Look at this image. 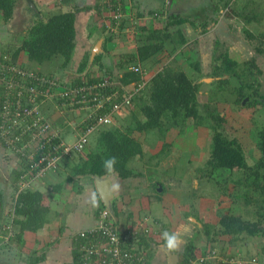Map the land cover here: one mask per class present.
I'll list each match as a JSON object with an SVG mask.
<instances>
[{
	"label": "trees",
	"instance_id": "obj_1",
	"mask_svg": "<svg viewBox=\"0 0 264 264\" xmlns=\"http://www.w3.org/2000/svg\"><path fill=\"white\" fill-rule=\"evenodd\" d=\"M121 1L122 6L125 7L127 3ZM189 1L192 5L193 2L197 4L196 0ZM246 1L249 3L254 0ZM17 2L18 0H0V26L8 23L12 18ZM195 7L193 6V8ZM94 8L96 9L95 12L100 13L99 18H107L105 8L100 0ZM212 8L215 16L219 15L220 10H225L224 17L241 19L243 23L252 21L251 18H262L259 9L256 13L252 10L247 13L248 10L246 11L247 7L244 6V2L239 4L238 0H216ZM87 9L86 6H76L73 9L46 15V17L40 14L41 17L35 18L27 26L24 36L21 37L20 45L14 46L13 50L8 48L6 53L2 52L0 56L7 54L13 61H16L19 52L25 51L29 60L42 63L57 58L60 59L59 69L67 68L72 61L76 45V14ZM123 11L125 12V10ZM197 12L199 13L195 14L194 17H190V14L182 16L180 12H167L164 2L158 8L146 12L152 17L150 27L136 23L144 16V13H135V19L132 23L128 21L127 17L121 19L118 31L120 34L117 32L118 37H123L126 34L125 26L134 27L133 33L127 36L129 39H133L134 48L130 52L120 54L119 61L114 62L113 68L107 66V74L126 85L138 82L140 79V74L131 70L130 66L140 65L145 72H150L152 75L143 89L133 96L132 107L125 116L118 120L114 118L113 124L104 125L105 128L104 126L100 127L94 132L95 135H92L94 137L93 144L91 147L88 144L87 147L89 148L86 147L82 151L83 153L88 149L86 154L76 153L79 154L77 160L73 158L72 167H68L69 171L66 169L69 174L65 176V180L68 182L72 181L73 176H82L86 177V180H90V184H93L94 176H108L112 172H116L121 178L142 175L141 170H138L139 167L133 163L142 160L144 162L142 165H145L154 158L158 160L164 158L169 149V143L165 140L168 131L177 129L182 133L187 125L207 128L211 134L209 157L203 165L197 167L198 176L210 181L214 180L217 183L223 179L224 188L231 180L234 187H232L230 195L234 202L242 199L244 205L252 206L253 210L249 217H243L240 213L233 212L221 214L217 225L202 222L206 240H210L212 244H208L207 247L199 251L194 240L190 238V241L185 243L182 252L179 254L180 259L177 264H198V256L201 254L205 257V254L211 250H215L223 256L233 257L235 254L229 251V244L233 245L237 240L247 242L252 237L264 235V125L258 127L255 134V146L259 151V156L250 164L239 140L236 137H229L225 132V117L221 115L215 104L216 102L229 101L240 103L245 97H248L249 100L246 105L259 104L264 109V92L259 90L257 79L261 69L256 64L255 57L238 61L230 56L227 49L221 47L222 44L219 46L217 41V47L213 49L210 57L214 59L210 72V76L214 80L210 83L208 101L205 103H200L198 100L202 81H196V74H200V62L198 60L192 61L189 53L184 57L188 63L186 66L177 63L176 59L172 58L162 64L161 68L155 69V66L162 61L160 54L166 52L170 55L182 48H188L189 52L195 49L196 41L187 39L183 27L185 24H189L193 28H200L202 33L207 31L208 15L200 11ZM200 13L201 17L198 16ZM157 22H159L158 25H156ZM107 26L105 24L103 28L108 30ZM242 29L247 39L257 40L260 43L264 41V34L255 35L249 29L244 28V25ZM112 38L110 33L106 40ZM256 52H263V49L256 47ZM100 57V54L96 55L92 60L93 63L99 61ZM88 61L89 55L85 54L77 64L75 73H82L88 65ZM86 74L84 78L87 80L98 79L91 76L90 72ZM80 79H75L74 82H79ZM224 94L233 96V100L232 98H225ZM135 132L154 136L157 143H161V148L146 156L147 152L143 148V142L134 135ZM113 157H115L116 162L109 169L104 162ZM144 158L146 159L144 160ZM59 169L60 166L57 171ZM236 170L239 173L242 171L243 177L239 175L231 179L233 171ZM52 173H56V171ZM19 174L20 172L16 168L11 169L13 190ZM225 174L230 177L229 180L224 179ZM6 181L5 177L0 179V205L2 209L6 206L3 220L0 222V242L7 246L17 243L21 248L24 243L25 232H35L49 223L50 198L39 189L34 188L20 191L15 198L11 193V199L8 202L5 193ZM82 188V184H78L74 190L80 192ZM50 189L53 195L60 193L63 190L62 183H56ZM95 202L99 204L97 208L99 210L95 214L96 219L99 220V215L105 206L101 201L95 200L93 203ZM59 203L61 205V202ZM12 207H14L13 217H11ZM112 209L116 215L119 213L115 205ZM111 215L112 213L106 220L110 222L109 224L118 237V246L121 250L130 253V257L123 258V262L128 264L131 260L137 261L141 255L146 258L148 247L155 242L153 232L141 229L140 226L135 227L136 229L133 228V230L131 227L120 228L118 221H114L113 215ZM10 218H12L11 222L9 221ZM8 223L11 225L10 229L7 228ZM137 229L140 231L138 232ZM216 236H225L227 246L220 245L218 239H215ZM98 239L105 247L111 248L113 246L112 243L109 244V239L102 237L101 234L74 238L72 241L74 263L120 264L111 252L85 253L88 252L86 249L80 250L81 244L91 247L95 245V241ZM215 240L218 243H213ZM88 255L90 258L85 259V256ZM45 256L46 254L43 252L34 255L32 259L34 262H40L45 260ZM145 258L144 264L147 260ZM252 258L256 259L257 264H260L256 255L246 259ZM133 263L135 264V262ZM202 264H213V262L206 260ZM218 264L230 263L221 261Z\"/></svg>",
	"mask_w": 264,
	"mask_h": 264
},
{
	"label": "rangeland",
	"instance_id": "obj_2",
	"mask_svg": "<svg viewBox=\"0 0 264 264\" xmlns=\"http://www.w3.org/2000/svg\"><path fill=\"white\" fill-rule=\"evenodd\" d=\"M22 1L23 0H19L18 5H16L17 9L14 12L16 16H14L15 19L12 20L11 18L8 23L1 24L0 26V53H6L8 48L13 50L14 46H19L21 37L24 36L27 26H29V24H31L35 18L37 19L41 17L40 13L37 12V9L41 8L40 5H42L43 0H37L39 5L36 1L33 2L35 9L28 7V5L24 4V1ZM177 1H179V3H177L173 9L175 12L180 11L182 16H187L190 14V17H194L195 14L199 13L197 11L208 15L209 20L206 27L207 32L201 33V30L198 28L194 29L190 25H187L186 27L184 26L187 36L191 39L197 40L195 49L190 50L189 52L188 48H182L170 55L166 52L160 54L159 56L162 58V61L155 66V69H157V67L161 68L162 64L170 61L172 58L176 59L177 63H181L182 65L186 66L188 63H186L184 57L189 53L191 55L192 61L198 60L200 62V74H196V81H202L200 91L198 93V100L200 103H205L208 101V90L211 86L210 83H212L214 80V78L210 76V72L212 71V62L214 59L210 57L212 55L213 49L217 47L216 43L218 41L219 46L222 44L221 47H224L225 50L227 49L230 56L234 59H237L238 61L255 57L256 64L261 69V72L257 75L259 83L258 87L260 91L264 92V42L260 43L256 40H251L252 42H249L242 29L244 25L243 21L237 18L224 17L223 14L225 10H220L219 15L215 16L212 6L216 3V0H197V4L195 3V8H193V5L189 0ZM238 2L239 4H242L244 0H238ZM245 3L251 7L248 8L247 6V13H249V10H252L254 13L258 12V9L259 11L264 10V0H254L249 3L248 1H245ZM189 8L191 9L187 10ZM47 9H49L48 6L43 8L44 17H46V15L48 16L49 14H52L45 12ZM141 10L148 11L147 8H141ZM145 11L142 12L144 13V16L142 17L143 19L141 18L142 21L139 20L136 23L150 27L152 20L148 21V19H152V17L146 14ZM198 16L201 17V13ZM213 19H216L217 22ZM108 22L109 21H107V23ZM213 22L216 23L214 24ZM158 23L159 22H157L156 25H158ZM132 28L134 30V27ZM193 30L195 32H192ZM132 33V31L126 32L125 36L131 35ZM256 47L262 48L263 52H256ZM21 58L23 60V64L35 70L40 69L42 72L46 73L52 72V74L58 76H60V73H62L65 75L64 78H67V76L71 77L73 75L71 78H69V80L75 79V64L72 66V69L69 68L66 72H64L63 69H59L60 59L57 58L43 61L42 63L29 60L27 57H24V55ZM150 74L151 73L149 72V75ZM254 85L257 86L255 83ZM224 95L225 98H232V100L234 98L229 94ZM248 100L249 98L247 97L244 103H242V101L240 103L229 101L216 102L215 104L218 107L221 115L225 117V132L229 137H236L239 140L243 146L245 155L247 156V161L252 164L255 161V158L259 156V151L255 146V134L257 132V128H260L264 125V109L259 104L246 105ZM45 112L51 118V113L49 111ZM118 119L121 118L116 117V120ZM94 135L95 133L93 136ZM134 135L140 139V141H144V148L147 152L146 156L155 153V151L157 152L161 148V143H157L154 136L148 134H145V136L143 133L138 132H135ZM93 136L90 137L88 142L90 145L89 147H91L93 144ZM74 137L75 135L73 132L65 135L67 141H72ZM165 140L167 143H169V149L164 158L161 160H158L157 158L150 160V163L146 164L147 167L142 165L144 163L142 160L136 161L135 164V166L137 164L138 166H141L138 170H141L143 176H150V178L153 179L152 182H163L164 185L167 186H164L165 189L162 191V201L156 205V207H159L162 210L155 209L153 214L158 215L163 220L166 219V217H169L170 214H173L174 219L179 218V216H183L180 217V219L182 222L184 221V224H186V221H188L186 218L187 216L183 215L182 211L185 208L191 209L192 214L197 216L196 219L198 220L196 221L199 223L197 224V228H195L190 234L192 237L187 236L192 231V225L186 224L182 228L178 221L176 222L177 224H174L182 229L183 234L181 237L182 241L184 240L185 243L190 241V238H192L194 241L197 240L196 242L200 243L201 245L207 244L208 246V244L212 243L210 240H206L203 227L201 225L202 222H208L212 225H217L221 214L231 212L237 214L240 213L243 217H249L252 213L253 207L248 205L245 206L242 199L234 202L233 197L230 195L232 192V187H234L231 180L228 182L226 188H224L223 186L225 185L223 179L220 180V183H217L214 180L210 181L207 178H201L198 176L199 172L197 171V167L199 168L201 165H203L205 160L209 157L211 134L207 128H199L197 126L194 127L192 125H187L182 133H180L177 129H171L167 132ZM87 150L81 154H86ZM78 155L79 154L76 153L72 154L70 159L72 160L74 158L77 160ZM145 159L146 158H144V160ZM71 160L69 164L72 165L73 161ZM6 161L8 162V158H6ZM10 165L7 164L6 167L0 169V179H4V177L7 176L9 177L11 184L12 180L10 176ZM232 174L233 177L231 179H234L239 175L243 177L244 175L242 171L239 173L237 170L233 171ZM48 176L50 177L51 175ZM223 177L224 179L226 178L225 180L230 179V177L226 174ZM74 178L76 179L77 177L74 176ZM81 178L83 179L82 183L90 184V180H86V177ZM116 181H114V184L112 183V189L116 193H119L125 185L129 186L131 184L129 178L120 184ZM133 181H135V179ZM139 181L140 187H143L142 183L144 178H137L136 182ZM7 184L8 182L6 181L5 190L8 191L7 193L9 194V190L11 191L12 187ZM131 185L130 187H132ZM62 186L68 191L71 188L70 183L66 181L63 182ZM235 187L238 188V186ZM152 189H154V187ZM8 194H6V200L8 198ZM69 195L73 197L74 193H69ZM127 196L128 194L123 195L121 200L114 203L116 208L122 207V200L126 199ZM132 196L133 195L131 194V197ZM10 199L11 197L9 198L8 202ZM141 199H143V197H141ZM130 201V204L127 205V209L133 211L134 209H148V204L146 203L147 199H143L141 201L138 198H133V200ZM49 216L50 225L54 227L59 222V214H56L55 211L51 210ZM151 221H153V219ZM146 222L147 221L144 220L143 222L138 221L140 224ZM149 224L147 223L148 226ZM49 235H52V233H47V236ZM224 238L226 237H215V239H218L220 245H224L226 247L227 242ZM213 243L216 244L218 242L215 240ZM12 244L13 245H10L9 247L6 244L3 246L1 245L2 247L0 246V264L21 263V255H23V252L18 246H16V243ZM229 246V251L235 255L237 254L243 259L256 255L260 264H264V235L252 237L247 242L245 240H237L235 244H229ZM179 249H181V247Z\"/></svg>",
	"mask_w": 264,
	"mask_h": 264
},
{
	"label": "built area",
	"instance_id": "obj_3",
	"mask_svg": "<svg viewBox=\"0 0 264 264\" xmlns=\"http://www.w3.org/2000/svg\"><path fill=\"white\" fill-rule=\"evenodd\" d=\"M123 1L128 4L131 0ZM101 4L105 8L106 20L109 21L106 24L111 33L119 31L123 17H127L130 23L135 19V13L122 6L121 0H101ZM124 30L133 32L130 26H125ZM130 69L139 73L140 79L129 85L110 76L87 80L84 74L79 73L74 78L81 79L74 82L75 79L69 80L22 65L7 54L0 56V145L11 167L20 172L16 178L14 198L22 190L34 189L37 181L57 171L63 159L82 153L97 129L113 124L114 118H122L128 113L133 96L143 89L150 78L140 65L130 66ZM45 111L51 113V118ZM53 114L62 117L63 124L57 123ZM71 132L75 137L67 141L65 135ZM99 216L96 226L77 231L74 238L101 234L113 246L105 247L98 239L91 247L81 244L80 250L86 249L88 252L85 253L108 251L120 264H126L123 258L130 257V253L118 246V237L106 220L108 211H101ZM7 228H11L9 223ZM143 228L147 231L146 227ZM89 258V255L85 256V259ZM144 258L141 255L137 261H131L144 264ZM197 260L198 264L206 260L213 264L221 261L257 264L254 258L247 260L237 254L227 257L215 250L206 253L205 257L200 254ZM131 261L128 264H134Z\"/></svg>",
	"mask_w": 264,
	"mask_h": 264
},
{
	"label": "crops",
	"instance_id": "obj_4",
	"mask_svg": "<svg viewBox=\"0 0 264 264\" xmlns=\"http://www.w3.org/2000/svg\"><path fill=\"white\" fill-rule=\"evenodd\" d=\"M23 1H24V4L28 5L26 0H23ZM34 1L37 2V0H33V2ZM98 1L99 0H43L42 5H40L42 9L41 8L37 9V11L42 15L43 8L47 6L49 9H47L45 12L52 13V14L56 12H63L68 9H73L76 6L77 7H84V6L88 7L87 10L79 11L76 14V23H75L76 45H75L74 53L72 56V61L70 62L67 68L63 69L64 72H66L69 68L72 69V66L74 64H75L74 69H76L79 61L82 59V57L85 54H87L89 55L88 65L86 66L85 70H83V72L79 74L85 75L86 73L90 72L91 76H93L94 78H98V79L100 76L101 78L103 76H109V74H107L106 72V67L112 66L111 68H113L114 62L117 63L119 61L120 54L130 52L134 48L133 39H129L125 35L124 36L126 38L125 37L120 38L118 37V33H119L118 31H117L118 33L117 32L111 33L108 30H105L103 28L104 25L107 23L108 19L106 20V18L104 17L99 18L100 13L95 12L96 9L94 7H96V4L98 3ZM245 1L246 0H244V6L247 7L248 5L247 3H245ZM164 2L166 5V0H131L126 5V7L128 11H131L137 14L138 12L142 13L145 11V10H141V8L142 9L147 8L148 10L155 9L154 7L158 8L159 6L163 5ZM177 3H179V1L176 0L175 4ZM16 5H18V2ZM193 6H196L194 2H193ZM15 7L16 8H14L12 20H14L16 17L14 12L17 9V6ZM248 8H250V6H248ZM261 13H262V16H261L262 18H257V19L251 18L252 21L244 22V28L249 29L255 35L264 34V10H262ZM142 19H140V21H142ZM149 20H152V19H148V21ZM216 22H213V23L215 24ZM187 25L189 24H185V27ZM259 31H262V32H259ZM192 32H195V31L193 30ZM110 33L112 34L113 38L110 40H106L107 35H109ZM18 38H19V35H18ZM187 39L189 41L194 40V39L189 38L188 36H187ZM194 41H197V40H194ZM248 41L252 42L250 39H248ZM98 42H101V44L99 48H96V45ZM94 48H96V50H95V54L93 55L92 52ZM98 54L101 55L99 61H96L95 63H93L92 60ZM23 55L24 57H27V54L25 51H20L16 60L20 62L22 65H25L23 64V60L21 58ZM38 70L41 71L40 69ZM47 73L52 74V72H47ZM75 74H78V73H75ZM151 75L152 74H150L149 77H151ZM60 76L64 78L65 75L60 73ZM71 77L67 76V79ZM53 116H54L53 119H55L57 123L63 124L62 117H59L58 115H55V114H53ZM144 150L146 149L144 148ZM4 154L5 152L0 146V169H3L4 167H6L7 164L10 165V163L6 161L5 159L6 155ZM70 160H71L70 156L68 158L63 159L62 163L60 164L59 171H56V173H51L50 177L47 175L45 178L35 183L34 188L39 189L45 195H47L48 198H50V202H49L50 208L52 211H55L56 214H59V222L54 227H52L49 221V223L46 224V226L40 230H37L35 232H25L24 233V243L22 247L20 248L19 245L16 243V246H18L20 250L23 252V255H21V261H20L21 263L19 264H76L74 263L73 249H72L73 247L72 241H74L76 232L83 230V229L94 227L98 224V219H96L95 214H97V211L99 210L97 209L99 204L97 202L95 203L93 202L95 200L99 202L101 201V199L99 198V195L95 188L94 180H93V184H89V183L85 184V183H82L83 181V179L81 178L82 176H76L77 177L76 179L73 176L72 181L70 182L66 181L65 176L69 174L68 167H72V165L69 164ZM135 164L136 162L133 163V165ZM63 165H67V166H63ZM136 166L140 167L138 166V164ZM145 166L147 165L145 164ZM66 169H68V171H66ZM108 176L111 179L110 189L112 192L110 212L113 215L112 218L114 219V221H118V226L120 228L131 227V229L133 230V228L136 229L135 227H138L141 225L140 223H138V221L143 220L145 217L147 218L146 221L148 224L152 222L151 227L149 226V228L153 229L152 232L155 238L154 243L156 245L154 246L153 245L154 243H152L148 247L146 251V258H145L147 259L146 264H170L169 263L170 253H175L180 259L179 254L182 252L183 247L185 245L184 240L179 246V248L181 247V249L178 248V250L172 251V250H168L165 247V242L160 237H162V233L164 231L172 232V231L179 230L182 233V229H180V227L175 225L177 224L176 223L177 221L179 222V225L182 228L186 224L192 225L191 226L192 231L189 233V235H187L189 237H192L190 234L194 231L195 228H197V224L199 223H197L196 221L198 220L196 219L197 216L192 214L191 209L185 208L182 211L183 215L187 216L186 218L188 221H186L187 222L186 224H184V221L182 222L180 219V217H183V216H179V218L174 219L173 214H170L169 217H166V219L163 220L158 215L153 214V211L155 212V209H160L159 207H156V205L162 201V191L165 189L164 186L167 187L166 185H164L163 182H152L153 179H151L150 176L145 177L143 176V173H142V175H139V176L127 177L129 178L132 184L130 185L132 187H130V185L129 186L125 185L120 190L119 193H116L112 189V185L115 183L114 181H116L118 178L116 182L120 184V183H123L124 180H127V178L119 177L116 172H112ZM136 177L144 178V181L142 183L143 187H140V181L136 182V179H137ZM134 179L135 181H133ZM64 181L70 183L71 188L69 189V191L64 189L62 186L63 188L62 192L60 193L58 192L57 194L53 195L50 187H52L53 185L59 182L63 184ZM78 184H82V187H83L80 192H76L74 190V187L78 186ZM158 185L161 186L160 191H158ZM153 187L156 193H153L154 192V189H152ZM7 192L8 191H6V194H8ZM9 192L10 193L8 194L7 201L11 197V193H12L10 190ZM69 193L70 194L74 193V196L73 197L70 196ZM125 194H128V196L126 197V199L122 200L123 201L122 207L117 208L119 213L116 215L112 207L115 205L114 203L121 200L122 196ZM131 194L133 195L132 197H131ZM141 197H143V199H147L146 203L148 204V207H147L148 209H134V211L127 209V205L130 204L131 202L130 200H133V198H138L139 200L142 201L143 199H141ZM59 202H61V205ZM5 208L6 206L3 208L2 215L4 214V211L6 210ZM177 214H181V213H177ZM150 219L151 220L153 219V221H151ZM2 220L3 218H1V221ZM139 231L140 230H138V232ZM47 233H50V234L52 233V235L47 236ZM196 241L197 240H195L194 243H195V246L199 248V251L207 247V244L201 245L200 243ZM1 245L3 244L0 242V246ZM43 252H45L46 254L45 260H42L40 262H36V261L34 262V259H32L33 256L39 255L40 253H43ZM179 259L177 258L176 263L174 264H177L179 262Z\"/></svg>",
	"mask_w": 264,
	"mask_h": 264
},
{
	"label": "water",
	"instance_id": "obj_5",
	"mask_svg": "<svg viewBox=\"0 0 264 264\" xmlns=\"http://www.w3.org/2000/svg\"><path fill=\"white\" fill-rule=\"evenodd\" d=\"M27 1V4H28V7L32 8V9H35V6H34V3L33 1L31 0H26ZM175 1L176 0H166V10L167 12H175L173 7L175 4ZM38 12V11H37ZM180 12V11H178ZM178 12H175V13H178ZM101 42H98L97 45H96V48H99ZM96 48H94L92 54L94 55L95 54V50ZM247 99V97H245L243 100H242V103L245 102V100ZM264 101V99H263ZM111 179L109 178V176H102V177H98V176H94V183H95V188L97 190V193L99 195V198L101 199L102 203L104 204L105 208L106 209H109L111 210V207H110V203H111V198H112V192H111V189H110V186H111ZM161 190V186L158 185V191ZM6 193V191H5ZM2 213H3V209L0 205V221H1V218H2ZM178 256L175 254V253H170L169 254V263L170 264H174L176 263V260H177Z\"/></svg>",
	"mask_w": 264,
	"mask_h": 264
},
{
	"label": "clouds",
	"instance_id": "obj_6",
	"mask_svg": "<svg viewBox=\"0 0 264 264\" xmlns=\"http://www.w3.org/2000/svg\"><path fill=\"white\" fill-rule=\"evenodd\" d=\"M5 159H6V158H5ZM115 162H116V161H115V157H113V158H110V159L106 160L104 163H105V166H106L107 168L111 169L112 166L115 164ZM8 163H10V162L8 161ZM10 166H11V165H10ZM11 169H12V167H11ZM5 178H6L7 182H8L7 185H10V187H12L11 192H12V194H13V192H14V190H13V186H14V185H13L12 183L10 184L9 177L5 176ZM104 210H107L108 213L111 214V212H110L109 209H106V208H105ZM111 216H112V215H111ZM2 218H3V216H2ZM143 220L146 221L147 218L145 217ZM143 220H141V221H143ZM150 220H151V219H150ZM0 222H1V221H0ZM151 223H152V222H150V224H149L150 227H151ZM145 225H146V226H145ZM149 226L147 225V222H146V223H144V224H141V225H140V228H141V229H144L143 227H146L147 230H150V231L152 232L153 229H152V228L150 229ZM138 227H139V226H138ZM181 236H182V233H181V231H179V230H177V231H172V232L164 231V232L162 233V239L165 241V247H166L168 250H172V251L178 250L180 244L182 243Z\"/></svg>",
	"mask_w": 264,
	"mask_h": 264
}]
</instances>
